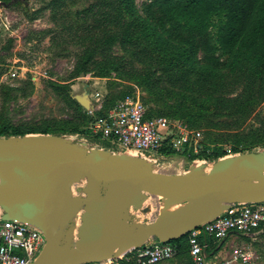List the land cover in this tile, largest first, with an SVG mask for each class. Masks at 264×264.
Masks as SVG:
<instances>
[{
  "label": "rangeland",
  "instance_id": "1",
  "mask_svg": "<svg viewBox=\"0 0 264 264\" xmlns=\"http://www.w3.org/2000/svg\"><path fill=\"white\" fill-rule=\"evenodd\" d=\"M152 1L133 0L131 14L122 0H0L2 124L52 130L69 129L74 123L84 131L86 125L75 118L73 106L55 90V83L64 86L83 110L95 98L101 97L106 109L118 98L132 95L148 114L165 116L173 132L175 123L198 131L199 144L224 151L223 156L235 155L233 147L264 153V134L257 129L264 120V81L250 53L239 60L223 54L214 70L204 69L202 51L192 65L178 63L163 42L167 34L156 25L162 7L150 8ZM171 27L167 21L166 28ZM89 53L92 58L82 69L81 57ZM192 154L196 153L175 152L163 158L171 163L165 173L187 169L198 158L190 159ZM180 161L183 168L177 166ZM205 166L202 172L209 165ZM161 200L147 194L134 204L139 213L130 205L132 222L152 221L162 210ZM77 221L76 215L68 224ZM215 248L211 264H223V259L229 264H264V230L244 239L230 235ZM235 248L246 253V261L232 257ZM160 264L191 262L184 253Z\"/></svg>",
  "mask_w": 264,
  "mask_h": 264
},
{
  "label": "water",
  "instance_id": "2",
  "mask_svg": "<svg viewBox=\"0 0 264 264\" xmlns=\"http://www.w3.org/2000/svg\"><path fill=\"white\" fill-rule=\"evenodd\" d=\"M234 154L165 173L142 157L64 134L0 137L2 218L42 231L45 244L32 264L120 257L153 239H179L233 203H263L264 153ZM147 194L177 206L134 223L128 207L138 212L132 202ZM76 215V225L68 224Z\"/></svg>",
  "mask_w": 264,
  "mask_h": 264
},
{
  "label": "built area",
  "instance_id": "3",
  "mask_svg": "<svg viewBox=\"0 0 264 264\" xmlns=\"http://www.w3.org/2000/svg\"><path fill=\"white\" fill-rule=\"evenodd\" d=\"M87 107L86 114L91 120L85 133L76 132L71 137L90 142L92 146L117 152L129 153L150 161L158 171L167 172L171 163L163 158L169 155L160 153L163 145H169L176 152L202 148L200 133L173 124L165 116H148L147 107L138 97L126 95L108 108H103L102 98H95ZM97 138L106 142L105 147ZM229 150H226L228 153ZM234 154V153H233ZM230 156L225 154L222 157ZM220 157V158H222ZM209 159L195 158L192 163L203 164ZM172 162V161H171ZM190 165V164H189ZM183 168L180 161L177 165ZM159 198V197H158ZM159 212V211H158ZM0 208V264H32L45 244L42 231L34 225L17 219H3ZM158 214V213H157ZM154 215L151 219L155 218ZM145 217H148L146 214ZM264 223V202L233 203L213 220L196 227L187 233L188 255L192 264H211L217 244L230 235L246 238L262 230ZM177 248L171 242L153 239L120 256L127 264H160L175 257ZM232 257L246 261V253L240 248L232 251ZM230 260L223 259V264ZM91 264H113L110 259Z\"/></svg>",
  "mask_w": 264,
  "mask_h": 264
},
{
  "label": "trees",
  "instance_id": "4",
  "mask_svg": "<svg viewBox=\"0 0 264 264\" xmlns=\"http://www.w3.org/2000/svg\"><path fill=\"white\" fill-rule=\"evenodd\" d=\"M122 1L125 2L131 14L135 13L133 0ZM154 5L162 7V14L156 17V25L162 29V32L167 34L163 42L171 49L178 63L190 66L198 59L196 53L202 51L201 58L204 62V69L211 68V70H214L219 56L232 54L235 58H238L249 52L261 75L260 80L264 81V0H154L149 4V7L151 8ZM167 21L172 23L171 29L166 28ZM142 23L148 24L145 19H142ZM146 28H148L147 25ZM153 29L155 28L151 27V30ZM91 58V53L85 57L82 56L81 60H84L80 67L84 69ZM231 63L233 64L234 61ZM53 85L55 90L65 97L68 104L71 107L73 106L76 113L75 118L87 125L91 117L86 114V111L69 96L64 86L55 83ZM2 115L1 113L0 137H20L34 133L63 135L68 131L73 133L80 131L74 123L69 129L52 130L37 126H10L6 123L2 124L5 121ZM147 115L152 116L148 114V110ZM257 129L264 134V120ZM80 132L85 133L83 130ZM90 139L96 140L97 138ZM97 140L107 147L106 142ZM232 151L233 153L252 152L251 150H239L237 147H233ZM175 152V149L169 145H163L160 148V153L164 155H171ZM223 154L224 151L210 150L206 146H202L198 153L189 155V158L192 159L196 156L215 161ZM262 229L264 230V223ZM170 242L177 248L175 256L187 253L189 257L187 235ZM110 260L113 264L126 263L124 257H113Z\"/></svg>",
  "mask_w": 264,
  "mask_h": 264
},
{
  "label": "bare ground",
  "instance_id": "5",
  "mask_svg": "<svg viewBox=\"0 0 264 264\" xmlns=\"http://www.w3.org/2000/svg\"><path fill=\"white\" fill-rule=\"evenodd\" d=\"M104 186H106V183H104ZM146 195L134 200L132 203H137L138 201H143L146 197ZM160 198V197H159ZM162 201V210L161 212H165V211H169V210H172L174 209L177 205L175 204H168L165 200H161ZM135 215V214H134ZM136 217V216H135ZM137 218V217H136ZM141 219V218H140ZM139 222V221H137Z\"/></svg>",
  "mask_w": 264,
  "mask_h": 264
},
{
  "label": "crops",
  "instance_id": "6",
  "mask_svg": "<svg viewBox=\"0 0 264 264\" xmlns=\"http://www.w3.org/2000/svg\"><path fill=\"white\" fill-rule=\"evenodd\" d=\"M187 169H188V167H187ZM187 169H185V170H183L182 172H179V173H183V172H185ZM178 172H175V173H178ZM89 264H91V263H89Z\"/></svg>",
  "mask_w": 264,
  "mask_h": 264
}]
</instances>
